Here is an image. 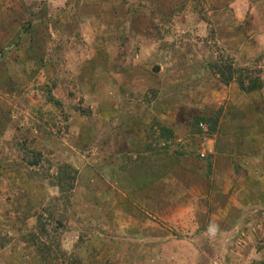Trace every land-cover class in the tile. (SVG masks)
<instances>
[{
	"label": "rangeland",
	"instance_id": "rangeland-1",
	"mask_svg": "<svg viewBox=\"0 0 264 264\" xmlns=\"http://www.w3.org/2000/svg\"><path fill=\"white\" fill-rule=\"evenodd\" d=\"M0 264H264V0H0Z\"/></svg>",
	"mask_w": 264,
	"mask_h": 264
},
{
	"label": "trees",
	"instance_id": "trees-1",
	"mask_svg": "<svg viewBox=\"0 0 264 264\" xmlns=\"http://www.w3.org/2000/svg\"><path fill=\"white\" fill-rule=\"evenodd\" d=\"M220 74H223L224 77H225V74H224L221 70H220ZM251 88H252V87H251ZM242 89L245 90L244 87H243V85H242ZM250 90H252V89H250Z\"/></svg>",
	"mask_w": 264,
	"mask_h": 264
}]
</instances>
